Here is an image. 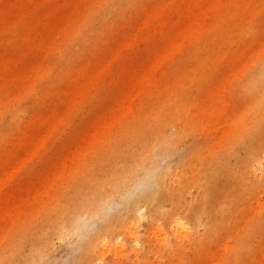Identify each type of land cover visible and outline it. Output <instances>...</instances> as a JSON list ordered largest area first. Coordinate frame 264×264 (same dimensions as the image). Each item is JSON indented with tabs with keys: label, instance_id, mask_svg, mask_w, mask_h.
<instances>
[{
	"label": "bare ground",
	"instance_id": "6f19581e",
	"mask_svg": "<svg viewBox=\"0 0 264 264\" xmlns=\"http://www.w3.org/2000/svg\"><path fill=\"white\" fill-rule=\"evenodd\" d=\"M263 30L264 0H0V114L30 109L0 151V264L251 263L264 233ZM86 108L93 129L68 140ZM18 212L25 227L3 232ZM56 239L70 260H54ZM113 248L123 260H106Z\"/></svg>",
	"mask_w": 264,
	"mask_h": 264
},
{
	"label": "rangeland",
	"instance_id": "374dc122",
	"mask_svg": "<svg viewBox=\"0 0 264 264\" xmlns=\"http://www.w3.org/2000/svg\"><path fill=\"white\" fill-rule=\"evenodd\" d=\"M255 25H252V29L254 30ZM264 32V30H263ZM264 39V34L263 36H261ZM261 44L259 46H256L255 49L260 48ZM153 48L152 45L147 44L145 42H141L140 45L138 46V50L141 51L142 53H145L146 51H149ZM127 53V52H126ZM246 58L243 60V63L245 65H248L251 62V57L249 55V53L245 54ZM128 57L127 54H124L123 58L126 59ZM177 66V63L175 62H170L168 63L165 67L167 71H173L175 69V67ZM218 77V76H217ZM233 75H230V78H232ZM238 90H234L232 91L233 95V99H236L238 96ZM9 94V91H2L0 92V99L2 97H7V95ZM26 103H24L22 106L14 109L12 112L8 113V114H0V151L8 149L12 143L13 140H15L16 138L19 139L23 133L22 131V127L25 124V120L28 118L29 116V112L30 109L29 107H27L25 105ZM242 106V99L240 100V107H234L233 110H231L230 114V119L227 122V124L222 125L219 124V126H217V128L214 130V133L216 136H220L223 134V130L224 127L226 128V126H228V124L231 122H233V119L235 117V114L237 112L240 111ZM23 114L25 120L18 122V123H13L15 120V117L19 114ZM91 109L90 108H86V110H84V112L76 114L74 116H72V118L70 119V123L66 126V135L68 136V140H72L75 136H78L80 132H85V130L87 131H91L93 129V124L91 121ZM232 125V123H231ZM230 125V126H231ZM191 140L190 141H186L187 143L191 142L193 140V137H190ZM16 139V140H17ZM63 145V141L59 138H56L52 144V150H56L57 148H60ZM44 158H42L40 161H37V167L38 169H42L44 167V165H47L49 162V159L46 155H43ZM53 156V155H52ZM52 161V158H51ZM30 168H27L26 171L23 172H19L16 175V178L14 179V188L13 189H18L17 191H20L19 188L22 187L26 182L28 183L30 180ZM37 177H39V173H37ZM7 191V188L5 189ZM259 197L264 200V193H261L259 195ZM256 203H255V199L252 200V206L249 208L250 214H256ZM20 213L18 212L10 221L7 220L2 227H3V232H20L22 231V229L25 227L26 220L23 222L22 219L20 220L19 215ZM27 217V216H26ZM143 225H141L142 227ZM0 240H2V236H0ZM260 240H262L260 242V244H262L260 247L257 246L255 248V250H252V253L249 255L251 260V263L249 264H264V233L262 234V236L260 235ZM259 244V245H260ZM56 249L53 251V258L54 260H58V261H62V262H66L68 260H70L73 257L74 254V249L72 250H67L62 248L61 246V241L59 239H56ZM212 247H215V244L212 245ZM221 247V246H220ZM114 248L112 249V253H108L107 254V258L106 260L109 262L113 259H118V260H123L124 259V253H117L114 255ZM220 257L219 256H214L212 259V262L215 264L217 263L218 259ZM247 258V259H249Z\"/></svg>",
	"mask_w": 264,
	"mask_h": 264
}]
</instances>
